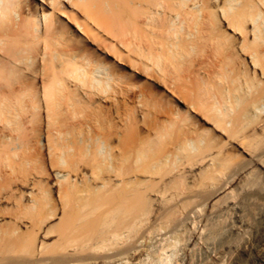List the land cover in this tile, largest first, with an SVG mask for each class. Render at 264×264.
<instances>
[{
	"label": "bare ground",
	"instance_id": "bare-ground-1",
	"mask_svg": "<svg viewBox=\"0 0 264 264\" xmlns=\"http://www.w3.org/2000/svg\"><path fill=\"white\" fill-rule=\"evenodd\" d=\"M263 158L264 0H0V264H264Z\"/></svg>",
	"mask_w": 264,
	"mask_h": 264
},
{
	"label": "rangeland",
	"instance_id": "rangeland-1",
	"mask_svg": "<svg viewBox=\"0 0 264 264\" xmlns=\"http://www.w3.org/2000/svg\"><path fill=\"white\" fill-rule=\"evenodd\" d=\"M169 133V134H168ZM175 133V132H174ZM173 133V131H168V132H166V134L168 135V138L167 139H169L170 138V141L169 140H167L166 138H164V140H165V142H162L163 143V145H164V147H168V143H172L173 141H175L177 138H178V135H176L177 133H175L174 134ZM172 134V135H171ZM163 135L166 137L167 135H165V132L163 133ZM170 135V136H169ZM175 135V136H174ZM174 136V137H173ZM177 137V138H176ZM162 141H163V138H162ZM171 146V145H170ZM259 151V150H258ZM261 151H259V152H257L256 151V156H259V155H262L261 153H260ZM243 156V157H242ZM244 158V159H242V158ZM241 157L240 158H238L236 161H235V163L233 164V167H231L230 169H229V171L228 172H226L227 174H226V176L228 175H231V173L232 174H234V172H236V171H238V169L239 170H241L247 163H246V158H248V156H246V154L244 155H241ZM240 159V160H239ZM242 160V161H241ZM263 160H264V158H263ZM245 164V165H244ZM237 167V168H236ZM240 167H241V169H240ZM235 169V170H234ZM237 169V170H236ZM234 171V172H233ZM264 183V175H262L261 177H260V179L258 180V182L256 181L254 184H256V185H254L253 184V188H255V189H253L252 191H256V192H261V191H263L264 192V187H263V184ZM257 186V187H256ZM262 188V189H261ZM258 190V191H257ZM237 195H238V198L239 199H242L243 198V193L241 192H237ZM242 206L246 209L247 207H249V208H251L250 207V204H249V202H244L243 204H242ZM249 208H247V212L248 213H250V211L249 210H251V217L253 216V212H255L252 208L251 209H249ZM205 212H206V210H205V208H203V211L201 210V213H203V214H205ZM176 218V217H175ZM174 219V218H173ZM168 222V221H167Z\"/></svg>",
	"mask_w": 264,
	"mask_h": 264
}]
</instances>
